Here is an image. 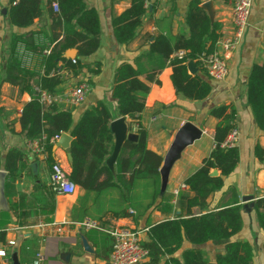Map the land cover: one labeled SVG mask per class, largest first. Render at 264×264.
Here are the masks:
<instances>
[{
  "label": "crops",
  "instance_id": "0c3cea01",
  "mask_svg": "<svg viewBox=\"0 0 264 264\" xmlns=\"http://www.w3.org/2000/svg\"><path fill=\"white\" fill-rule=\"evenodd\" d=\"M149 1V9L142 16V24L137 28L134 38L127 44H118L113 34L112 18L127 9L132 0H84L88 7H93L98 12L100 45L94 53L81 57L80 60L92 68L100 64V72L92 73L85 67L77 76L63 73L64 81L58 86L57 92L64 91L79 80L91 81V88L83 102L72 106L74 123L90 104L99 100H104L109 105L114 119L121 117L117 112L116 100L111 97L110 92L115 67L123 61L133 62L139 52L148 49L149 42L156 33L169 31L176 34L179 30L188 32L185 13L191 0ZM207 1L211 3L213 22L220 26V36H229L232 31L233 0H200V6ZM8 6L9 0H0V170L6 173V204H0V249L4 250L6 255L0 256V264H13L14 259L19 264H32L31 260L36 264L38 253L44 256V260L39 261V264H111V249L108 250L105 235L109 234L111 229L122 225L137 228L141 231L142 239L146 240L149 224L172 219L180 213L177 205V194L180 191L192 195L187 186L181 188V184L200 167L202 159L213 147V134L218 119L210 116L209 111L220 104H231L236 110L238 133L235 144L239 151V162L235 170L224 178L223 187L208 198V208L201 211L198 207H193L192 211L195 214L207 212L237 198L241 205L243 222L240 232L230 241L249 242L253 249L252 264H264V232L251 206L253 197L264 194V161H258L253 152L256 143L264 149V132L258 129L246 98L251 66L254 63L264 64V0H252L248 24L228 61V72L224 79L211 80L199 72L196 66L195 73L212 86L207 98L189 100L182 96L176 97L170 81L169 67L159 75L161 86L150 84L147 105L139 119L147 130V147L150 150L163 159L177 130L185 122L194 123L201 129L202 134L181 152L180 158L170 168L164 187L160 186L158 199L145 211L143 209L150 202V198L144 193L143 181L136 184L133 207L126 206L122 201L120 190L95 194L77 187L73 194H55L50 189L51 164L47 160V153H33L30 149V139L25 137L19 123L21 110L31 96L21 91L18 86L2 82L1 79L9 57L11 36L28 30L47 28L51 20L44 12L32 26L16 28L8 20ZM43 8L45 10V0ZM64 55L75 58L77 50L69 49ZM172 101L174 103L166 105ZM154 116L155 121L152 120ZM124 118L128 131L134 132L135 120ZM61 135L52 146L53 161H59L69 174L71 163L60 142ZM70 143L71 141L69 146ZM11 148L20 151L23 158L19 161L16 171L9 175L4 169V160ZM230 188H234V191ZM164 194L172 196L168 203L161 201ZM244 196H250L251 199L243 201ZM51 205L53 211L48 213ZM122 212L128 215H120ZM136 213L143 214L135 220ZM86 217L97 221L100 229H82L79 223ZM39 223L52 225L44 227ZM57 226L61 231L56 230ZM94 230L96 232H93ZM35 238H38L39 247L34 256L31 253L35 250L34 247L22 253L23 243ZM83 239L91 251L84 249ZM9 240H15L16 244L9 245ZM228 241H208L198 247L206 251L213 264L215 255L223 252ZM190 246V243L184 241L182 249ZM176 256L180 257V251Z\"/></svg>",
  "mask_w": 264,
  "mask_h": 264
},
{
  "label": "trees",
  "instance_id": "16d2710c",
  "mask_svg": "<svg viewBox=\"0 0 264 264\" xmlns=\"http://www.w3.org/2000/svg\"><path fill=\"white\" fill-rule=\"evenodd\" d=\"M12 1L9 0L7 17L13 27H30L44 12L51 20L47 28L15 33L10 39L9 57L1 80L18 86L31 96L21 110V131L27 139L38 138L44 133L48 140L54 135L69 133L72 136V161L68 177L83 190L95 194L120 190L122 201L126 206L133 207L136 184L139 181L145 182L144 193L150 198L143 209L145 211L160 195L159 168L162 164V157L147 147V130L139 122L147 105L150 84L161 86L159 75L169 67L170 81L176 97L182 96L189 100L207 98L212 86L199 74H190L187 62L195 61L199 72L206 75L201 57L214 50L220 37L219 24L210 22L206 11L200 6V0H191L185 13L187 33L184 30H179L176 34L169 31L156 33L149 42L148 49L139 52L133 62L123 61L115 67L111 97L116 100L118 115L135 120L134 133L137 139L124 142L115 160L113 173L105 163L113 148L110 122L114 117L109 105L104 100L90 104L74 123L72 106L53 104L45 107L34 92V87L39 86L49 93H56L58 86L64 81V72L77 76L85 67L92 73L100 72V64L92 68L80 60L81 57L94 53L100 45L98 12L95 8L88 7L84 0H56L58 11H54L52 7L55 0H45V10L43 0H18L16 4H12ZM148 9L144 7V0H132L127 9L112 18L113 34L118 44H127L134 38L137 28L142 24V16ZM18 42L42 56L43 73L21 65L16 52ZM46 47H50V50L44 55L42 50ZM69 49L77 50L75 58L64 55ZM179 50L184 51L182 56L176 55ZM72 59L76 62L73 63ZM88 82L91 83L90 80ZM246 98L258 129L264 132V64L254 63L251 66ZM172 103L174 101L166 105ZM209 115L218 119L213 134V147L202 159L200 167L184 180L192 195L180 191L177 194L180 213L172 219L149 224L147 239L142 241V245L149 250V256L138 264H211L206 251L198 246L215 240H229L224 245L223 252L215 255V264H252L253 249L250 243L230 241L240 232L243 222L237 198L207 212L195 214L192 211L193 207H198L201 211L208 208V198L223 187L224 178L235 170L239 162L236 144L222 146L227 134L236 128L235 108L231 104H220L213 107ZM48 140L45 149L47 160L51 164L53 144ZM253 152L258 161H264V149L258 143ZM22 158L23 154L16 149L7 151L4 169L9 175L16 171ZM214 169L218 171L217 175H211ZM230 190L234 191V188ZM171 197L164 194L161 201L168 203ZM51 201L53 203V196ZM251 206L264 232V194L253 197ZM52 211L53 205L48 213ZM142 214L136 213L135 220ZM120 215L128 214L122 212ZM105 240L108 250L111 249V236L106 234ZM184 241L191 246L182 249ZM32 247L35 248L31 251L34 256L39 247L38 238L25 241L21 252ZM178 251L180 257L176 256ZM31 263L33 264L32 260Z\"/></svg>",
  "mask_w": 264,
  "mask_h": 264
},
{
  "label": "built area",
  "instance_id": "2783aa9c",
  "mask_svg": "<svg viewBox=\"0 0 264 264\" xmlns=\"http://www.w3.org/2000/svg\"><path fill=\"white\" fill-rule=\"evenodd\" d=\"M17 1L18 0H13L12 4H16ZM149 2V0H144V7L146 9L149 8ZM52 7L54 11H58L56 0L52 3ZM251 7L252 0H233L231 7V34L229 36H220L215 43L214 50L210 54L201 57L205 73L211 80H222L226 77L228 72V61L248 24ZM49 50L50 47L44 48L42 54H48ZM16 52L24 68L37 70L43 73L41 55L28 49L22 42H18L16 45ZM183 54V50H179L176 53L177 56H182ZM72 62L75 63L76 60L72 59ZM90 88V84L87 80H79L73 86L61 92L52 94L41 89L39 86L34 87V92L39 102L45 107L53 104L61 107H74L83 102ZM152 120L155 121L156 116L152 117ZM237 133V128H233L227 134L222 146L234 145L237 139ZM59 138L60 135H54L48 140L47 136L42 133L40 137L30 139V149L35 154L46 155L45 147L47 140L49 143L53 144ZM49 186L55 194H73L78 187L69 179L68 174L59 161H53L50 165ZM183 187H186V185L181 184V188ZM39 224L44 227L52 225L48 223ZM79 226L85 230L93 228L100 229L99 223L89 217L84 218L79 223ZM56 230L61 231V228L57 226ZM108 233L112 238V246L109 255L111 264H138L148 259L149 250L142 245L143 239L141 231L137 228L122 225L111 229ZM8 244L15 245L16 242L15 240H9ZM5 255V251L0 249V256ZM37 260L36 264H39V261L44 260V256L38 253Z\"/></svg>",
  "mask_w": 264,
  "mask_h": 264
},
{
  "label": "water",
  "instance_id": "95a60500",
  "mask_svg": "<svg viewBox=\"0 0 264 264\" xmlns=\"http://www.w3.org/2000/svg\"><path fill=\"white\" fill-rule=\"evenodd\" d=\"M204 10L207 11V15L210 19V22L213 23V12L211 10V3L209 1L205 2L201 6ZM74 51H76L74 49ZM187 69L190 74H194L196 72V65L193 60H189L187 62ZM110 130L113 134L114 142L111 153L105 160V163L114 173V163L120 152V149L126 140L135 141L137 139V135L134 132H129L128 125L125 122V118L123 116L113 119L110 122ZM202 134L201 129L196 126L192 122H185L176 132L174 139L162 159V164L159 168L160 179H161V187H164L168 173L170 168L174 164V162L180 158L181 152L190 144H192L195 140L199 139ZM71 141V136L67 133H62L60 142L62 143V147L65 149L67 154L68 161L71 163L72 157L70 154V146L69 142ZM59 142V143H60ZM218 171L216 169L212 170L211 175H217ZM6 173L3 170H0V204H6V200L4 197V177ZM251 199L250 196H244L242 198L243 201H247ZM83 246L86 251H91L86 240L83 239ZM13 264H19L16 259H14ZM214 264V263H213Z\"/></svg>",
  "mask_w": 264,
  "mask_h": 264
},
{
  "label": "rangeland",
  "instance_id": "374dc122",
  "mask_svg": "<svg viewBox=\"0 0 264 264\" xmlns=\"http://www.w3.org/2000/svg\"><path fill=\"white\" fill-rule=\"evenodd\" d=\"M93 232H96L95 230Z\"/></svg>",
  "mask_w": 264,
  "mask_h": 264
}]
</instances>
